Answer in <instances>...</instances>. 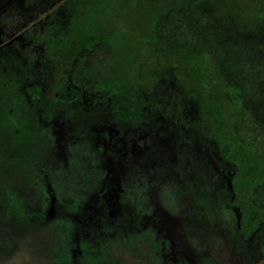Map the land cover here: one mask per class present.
<instances>
[{
  "label": "flooded vegetation",
  "instance_id": "obj_1",
  "mask_svg": "<svg viewBox=\"0 0 264 264\" xmlns=\"http://www.w3.org/2000/svg\"><path fill=\"white\" fill-rule=\"evenodd\" d=\"M24 8L29 11L24 29L9 37L0 30V67L15 77L21 100L55 134L56 153L63 158L83 146L101 176L77 210L49 187L57 200L46 215L53 220L66 212L72 221V263L79 264L87 250L93 258L100 254L96 250L139 242L151 251L150 264H219V256L206 251L201 232L207 216H220L223 209L235 227L244 223L248 234L235 235L238 245H247L238 258L264 263V163L254 158L255 146L238 129L244 109L253 117L245 97L224 104L222 66L211 48L216 44L181 50L204 62L211 57L212 64L201 68L216 79L199 83L193 68L173 64V49L146 50L142 61L132 50L130 61L137 62L130 69L111 42L122 41L123 33L104 36L97 34L100 27L93 33L91 24L80 33L82 18L74 7L70 17L60 16L58 7L37 15H30V5ZM103 44L109 48L98 60L108 64L102 78L89 77L90 60ZM225 84L238 93L236 83ZM199 162L215 166L219 185L200 194L203 206L188 199L192 212H175L159 190L187 182L188 170ZM260 189L261 204L255 201Z\"/></svg>",
  "mask_w": 264,
  "mask_h": 264
},
{
  "label": "rangeland",
  "instance_id": "obj_2",
  "mask_svg": "<svg viewBox=\"0 0 264 264\" xmlns=\"http://www.w3.org/2000/svg\"><path fill=\"white\" fill-rule=\"evenodd\" d=\"M78 1L0 0V30L4 29L3 36L9 37L24 29L26 18H29L26 17L28 10L24 6L30 5V15L58 7L61 9L60 16L70 17V8L76 6ZM98 1H100L97 2L98 5L90 3L89 9L92 13L93 8L97 11L102 8L101 18L97 14L78 16L82 18L83 26L80 25V33L90 24L92 32L95 33L94 21L108 27L97 34L103 33L104 36H108L110 33L124 32L123 42L111 41L112 47L117 55L123 54L125 64L135 70L137 61L135 58L130 61V52L136 50L139 60L142 61L146 55L145 38L148 32H145V27H142L141 32L134 28L133 34L129 32L126 34L123 29L127 25L128 16L133 13L141 17V24L148 26L150 19L148 20L149 16L145 15V7L148 5H145L144 0L141 3L136 0ZM232 2L238 9L247 6V2L242 0ZM153 4L160 6L162 3L154 0ZM202 6H206L204 10H210L216 15L218 10L216 4ZM136 10L142 12L138 13ZM169 19L164 20L165 23L159 31L160 40L152 43L151 49L164 51L193 47L201 49L200 39H206L209 35L201 32L200 37L199 33V35L194 33L197 35L194 37L195 35L191 33L195 32V26H192L193 23L187 18L183 20L182 27L176 24L179 21L176 18ZM218 20L220 24L223 22L222 19ZM233 22L230 21V25ZM229 30L231 35L238 37L231 27ZM23 35L29 37L28 31ZM222 37L226 40L222 38V43L211 46L219 54L221 74L224 80L239 86L240 94L245 97L253 116L246 115L247 110L244 109L238 129L255 146L254 158L257 157L264 163V151L256 150L264 149V50H256L251 39H241L239 45L236 37L232 38L227 34ZM208 40L207 38L206 41ZM211 44L212 42H207V45ZM108 48L109 45L103 44L96 50V52L100 50L97 52L98 56L90 60V70L86 72L89 77L102 78L100 73L104 72L108 62L104 63L98 60V57L99 54H103L102 49ZM174 59L173 64L176 65L178 58L174 56ZM13 81L15 77L7 76L0 67V264H73L70 245L74 228L70 216L66 212H60L61 215L57 219L51 220L46 211L52 206L53 200H57L56 196L64 205L69 206L68 208L79 209L83 201L98 188L100 172L87 157L83 146L72 147L63 158L56 153L55 134L27 108L25 102L21 100L22 95L14 89L16 83ZM227 89L224 88L221 93L224 104L233 102L236 96L232 90ZM247 117L252 118V121ZM245 152L246 150L244 155ZM209 167L203 162L193 164L186 174L187 182L180 186L177 184L168 186L165 190L160 189L159 191L166 196L165 204L180 213L192 212L191 204L193 206L194 202L190 204L188 199L199 202L197 206H203L198 198L200 194L213 193L219 185L215 166L210 163ZM257 172L258 175H262L263 170ZM46 178L50 182L49 185ZM49 187L55 192V197H52ZM255 201L261 204V189L256 191ZM231 217L228 209H223L220 216L208 215L209 224L205 223L206 228L201 232L204 234L201 238L204 241L203 245L207 252H211L212 257L219 256V264H250L247 260L243 261L245 258H240L241 260L238 258L241 256L240 250L247 246L242 242L238 245L235 237L248 236L244 223L239 221L238 227H235V223H231ZM191 240L195 241L193 237ZM96 251L100 254L92 258L87 254L89 253L87 250L79 264H150L152 256L148 247L139 242L127 244L124 249L110 246ZM200 253L202 255V249Z\"/></svg>",
  "mask_w": 264,
  "mask_h": 264
},
{
  "label": "trees",
  "instance_id": "obj_3",
  "mask_svg": "<svg viewBox=\"0 0 264 264\" xmlns=\"http://www.w3.org/2000/svg\"><path fill=\"white\" fill-rule=\"evenodd\" d=\"M136 1L141 3V1L143 0ZM153 1L154 0H144L145 5H148L145 7V15L149 16L148 20L150 19L148 26L141 24V17L138 14L136 15V13H133L128 16V20L126 21L127 25L123 29L124 31H126V34H128L127 32L132 33L134 28H137L141 32V29H143L142 27H145V32H148V35L145 38V50L151 49V44H154L156 42V36L159 34L162 25L165 23L164 20H167V18L171 19L173 17L176 18V20H179L176 23L179 27H182L184 25L183 20L185 18H187L190 23H193L192 26H195V32L191 34L199 33L200 35H198L200 37L201 32H205L207 35H209L207 37L209 39L208 41H206L207 38L200 39L201 43L206 42V45L201 44L200 50L210 48L211 45H207V42H213L216 44V46L219 45V43H222L223 39L226 40L222 37V35L227 34L232 38L236 37L230 34V27L232 28L233 33L238 36L235 38L238 44L239 42H242L241 39H251L254 43V46H256V50H264V0H242L247 2V6H242L240 7V9L236 8V5L232 2V0H159L162 3L160 4V6H153ZM92 2L93 4L98 5L97 2L100 1L79 0L77 5H74L73 8L74 11H76L75 16L83 17L97 14L101 18L102 8H100L98 11L96 8H93L92 13L90 12L89 8L91 7L90 3ZM150 3L152 5H149ZM204 4H216L218 8V10L216 11L217 16L210 10H204L203 8L206 7L202 6ZM136 11H138V13L142 12L140 10ZM235 12L236 16H234ZM218 19H222L223 24H220ZM230 21L233 22V25H230ZM94 22L96 25V32L99 29L97 27H100V29H105V25L103 23L100 24L97 21L96 24V21ZM197 26H199V28H197ZM112 31L113 30H110V32ZM119 33L125 34L124 32ZM196 36L197 35H195L194 37ZM175 52L176 53L174 54V56L178 58L177 64L193 68L194 72H192V76L193 79L197 82H208L214 81L216 79L213 77V74L209 69L204 70L203 68H201V66L203 65L208 66L212 64V61H210L211 57L209 55H207V61L204 62L200 60L198 56L182 53L181 49H175ZM220 80L223 81L222 90L224 88H228L230 90L233 89L236 96L238 95L239 97H242L240 91L237 90L238 93H236L235 88L226 87V79L224 80V78H222ZM208 89L210 88H206V91H208ZM234 91L232 92L234 93Z\"/></svg>",
  "mask_w": 264,
  "mask_h": 264
},
{
  "label": "crops",
  "instance_id": "obj_4",
  "mask_svg": "<svg viewBox=\"0 0 264 264\" xmlns=\"http://www.w3.org/2000/svg\"><path fill=\"white\" fill-rule=\"evenodd\" d=\"M261 264H264V263H261Z\"/></svg>",
  "mask_w": 264,
  "mask_h": 264
}]
</instances>
